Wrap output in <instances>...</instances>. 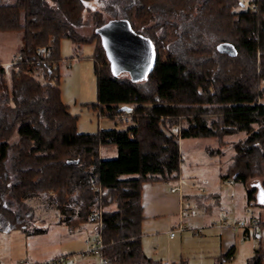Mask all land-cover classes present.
Masks as SVG:
<instances>
[{
    "label": "trees",
    "instance_id": "16d2710c",
    "mask_svg": "<svg viewBox=\"0 0 264 264\" xmlns=\"http://www.w3.org/2000/svg\"><path fill=\"white\" fill-rule=\"evenodd\" d=\"M88 2L0 0V33L20 40L8 78L0 62V233L44 232L32 225L30 202L46 195L68 231L98 215L95 231L108 264H158L140 246L141 190L181 178L180 139L212 138L219 148L225 137L243 133L221 179L246 187L262 176L264 0H98V10L84 18ZM107 20L126 21L153 46L145 80L113 74L96 33ZM89 25L91 34L83 35ZM63 39L76 49L94 44L97 98L86 106L116 128L77 133L60 96ZM221 43L235 49L234 57L218 52ZM122 107L131 108L130 124L118 119L127 113ZM109 146L116 156L102 158L99 151ZM255 193L248 191L247 204ZM247 261L264 264V249Z\"/></svg>",
    "mask_w": 264,
    "mask_h": 264
},
{
    "label": "rangeland",
    "instance_id": "374dc122",
    "mask_svg": "<svg viewBox=\"0 0 264 264\" xmlns=\"http://www.w3.org/2000/svg\"><path fill=\"white\" fill-rule=\"evenodd\" d=\"M12 2L14 0H10V3ZM84 10L83 17L86 18L90 14L89 10L91 12L98 10V0H90ZM104 18L107 19L108 16L104 15ZM91 31L92 25H89L85 26L81 30V33L83 35H90ZM19 48L20 40L18 33H0V62L4 64V68L6 69V78L10 74V63L17 58ZM89 49L90 45H82L76 49L68 39H63L59 48V53L63 60L59 64L61 70L58 81L61 91L60 96H62L64 104L71 110L70 113L72 115H70L76 117V131L79 134L94 133L98 127H102L100 126L99 119L103 120V125L107 121L109 125L117 126L113 120L98 117V112L86 106L95 103L97 98L92 61L88 58L91 55ZM35 75L40 79L38 72H35ZM120 76L129 77L126 73H121ZM261 85L264 86V80ZM75 96L79 99H76ZM262 103L264 104V100ZM118 127H121V125L118 124ZM110 128L104 129L108 130ZM244 136L243 133H239L235 136L225 137V143L222 147H219L220 149L217 148L216 140L212 138L180 139L179 149H181L182 156V176L187 179L188 183L196 185L195 189L202 186L201 184L209 183L210 187L213 186L217 191H220L218 189V174L225 171L224 169L230 163V158L233 155L232 144L238 140H242ZM209 150L220 152L221 155H210L208 154ZM100 152L101 157L105 159L116 156L114 148L110 146L106 149L102 148ZM257 184L264 189V170L262 176L252 178L246 187L238 184L236 187L230 188L231 185L224 184L221 197L224 198L225 192L230 191L233 199L231 200L229 197H226V201L227 204H231L235 208L236 215L234 218H237V221L243 218L244 221L248 219L249 215L246 217L245 211L243 212L242 210L249 205L246 204L248 191H256ZM175 191L178 190L176 189ZM191 192L195 191L191 190ZM253 198L251 201H253ZM261 198L264 200L263 196ZM255 200L257 202L261 201L259 195L256 196ZM51 201L46 195H40L39 198L30 202L35 211V220L32 225L34 228L43 229L44 232H41V234H33L31 232L32 228L26 232L12 231L10 233H0V264H19L20 262L42 264L60 255H71L70 261H73V264H97L98 259L96 257L89 253H85L84 256H81V254L86 250L84 241L96 234L95 230L98 224H83V226L73 231H68L65 224L61 223L59 211L56 210L55 204ZM249 206L254 209L255 215H259L262 221H264V212L259 214L263 209H260L256 204ZM110 209L115 208L111 205ZM198 211L196 209L195 214ZM188 212L189 216L194 213L192 208ZM243 242L246 243L240 246V252L237 253L235 259L228 261L226 264H247V260L251 257V246L256 241L251 238ZM247 248L248 251L245 250ZM191 250L193 251L194 248L191 247ZM191 250L189 252L191 255H198L197 251L192 252ZM43 258H48V260Z\"/></svg>",
    "mask_w": 264,
    "mask_h": 264
},
{
    "label": "crops",
    "instance_id": "0c3cea01",
    "mask_svg": "<svg viewBox=\"0 0 264 264\" xmlns=\"http://www.w3.org/2000/svg\"><path fill=\"white\" fill-rule=\"evenodd\" d=\"M93 49L94 44H91L89 59H91ZM78 58L80 57L78 56ZM2 65L4 66V64ZM60 73L61 70L59 75ZM75 98L79 99L77 96ZM61 101L71 114V110L64 104L62 96ZM98 117L100 116L98 115ZM99 121L102 127H98L97 130H106L104 128L108 127L116 128V126L109 125L107 121L104 125L103 120L99 119ZM223 172L218 174V189L220 191H217L213 186L210 187L209 183L201 184L202 186L195 189L196 185L188 183L187 179L182 176V170L181 178L177 181L143 184L141 190L143 222L141 225L140 246L148 258L157 261L158 264H175L178 262L185 264H216L219 257L232 251V256L228 261H233L237 253L240 252V246L246 243L243 241L251 238L256 241L251 246V257L258 247L264 249V221L259 215H255L254 209L249 206L256 204L260 209H263L259 214L264 212V200L261 198V196L264 197V189L257 184L253 201H250L248 205L246 199L248 207H244L242 210L245 211L246 217L248 216L247 213H250L246 220V229L232 231L231 225L238 221L237 218H234L236 215L235 208L231 204H227L226 197L231 200L233 197L230 195V191L225 192L224 198L221 197V194L225 183L231 185L230 188L237 185L230 181H223L221 179ZM176 189L178 191H175ZM189 189L195 192H191ZM257 195H259L261 201L257 202L255 200ZM185 203L189 204L190 209L192 208L194 211L191 216H189V212L187 216L181 214ZM196 209L199 211L195 214ZM239 220H244V218ZM222 222H226L224 226ZM170 232H173V236L169 235ZM243 234L246 236L245 239H242ZM191 247L194 248L193 251ZM190 250L192 252L197 251L198 255H191ZM245 250L248 251V248ZM245 255L248 256L246 253ZM43 259L48 260V258Z\"/></svg>",
    "mask_w": 264,
    "mask_h": 264
},
{
    "label": "water",
    "instance_id": "95a60500",
    "mask_svg": "<svg viewBox=\"0 0 264 264\" xmlns=\"http://www.w3.org/2000/svg\"><path fill=\"white\" fill-rule=\"evenodd\" d=\"M115 76L126 73L130 80H145L154 68L155 50L143 36L132 31L126 21H108L96 30ZM218 52L234 57L236 51L228 43L217 46ZM130 112L131 108L122 107Z\"/></svg>",
    "mask_w": 264,
    "mask_h": 264
},
{
    "label": "built area",
    "instance_id": "2783aa9c",
    "mask_svg": "<svg viewBox=\"0 0 264 264\" xmlns=\"http://www.w3.org/2000/svg\"><path fill=\"white\" fill-rule=\"evenodd\" d=\"M37 52L40 54H46L47 53L45 48H38ZM19 59H20V57L18 58V60ZM11 65H12V69L15 70V72L19 71V69L16 65H14V64H11ZM118 119H119V121L124 122L125 124L131 123L128 112L126 114L122 115ZM93 189H94V186L92 183L91 190H93ZM171 191L173 192L174 190H171ZM183 206L184 207L182 208L181 214L183 216H187L188 211L190 210V206L187 203L183 204ZM247 214L250 215V213H247ZM98 218H99L98 215H96L95 217L90 218V222L96 223V224L98 223L100 225L101 223H100V220ZM225 223L226 222H222V225L224 226ZM246 227H247L246 221L239 220L237 223L232 224L230 228L232 231H235V230H240V229L245 230ZM169 235L173 236V232H170ZM245 238H246V236H245V234H243L242 239H245ZM84 244L86 246V250L84 251V253L81 254V256H84L85 253H89L98 259L97 264H108V261L101 256V253H102L101 250L103 248V244H102V238L99 236L98 232H96V234L94 236H92L91 238H87L84 241ZM70 260H71V255L70 256L60 255V256H56L55 258H53L49 261L43 262L42 264H73V261H70ZM19 264H28V262H20Z\"/></svg>",
    "mask_w": 264,
    "mask_h": 264
}]
</instances>
